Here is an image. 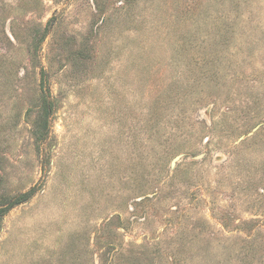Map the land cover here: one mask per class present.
<instances>
[{
	"label": "rangeland",
	"instance_id": "1",
	"mask_svg": "<svg viewBox=\"0 0 264 264\" xmlns=\"http://www.w3.org/2000/svg\"><path fill=\"white\" fill-rule=\"evenodd\" d=\"M0 264H264V0H0Z\"/></svg>",
	"mask_w": 264,
	"mask_h": 264
},
{
	"label": "trees",
	"instance_id": "2",
	"mask_svg": "<svg viewBox=\"0 0 264 264\" xmlns=\"http://www.w3.org/2000/svg\"><path fill=\"white\" fill-rule=\"evenodd\" d=\"M26 195H27V194H25L24 196H26ZM5 210H6V208H4L3 210H1V212H2V211H5Z\"/></svg>",
	"mask_w": 264,
	"mask_h": 264
}]
</instances>
